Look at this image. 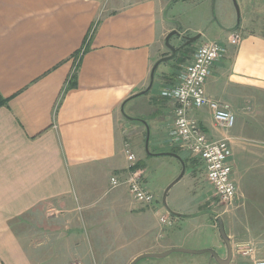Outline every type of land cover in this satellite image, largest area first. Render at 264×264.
I'll return each mask as SVG.
<instances>
[{"label":"crops","instance_id":"0c3cea01","mask_svg":"<svg viewBox=\"0 0 264 264\" xmlns=\"http://www.w3.org/2000/svg\"><path fill=\"white\" fill-rule=\"evenodd\" d=\"M172 2L0 0V264H104L110 255L114 264H130L141 254L177 248L149 239L130 249L134 239L115 234L113 228L111 234L105 230V206L96 207L109 197V206L141 217L153 206L135 201L127 184L110 186L111 176L124 180L128 175L129 162L122 164L127 161L124 147L128 144L134 154L127 138L135 136L137 125L143 126L144 140L149 128L154 146L166 147L165 152L178 148L169 138L174 103L160 92L167 82L163 75H173L179 63L158 65L151 89L134 96L149 86L154 61L168 56L162 48L165 36L176 31L182 37L164 24ZM233 30L240 34L235 44L227 40ZM197 31L199 42L189 44L192 52L177 60L190 63L202 43L224 45L225 53L211 65L204 89L209 98L228 104L236 120L223 131L215 127L207 107L189 110L204 109L198 118L188 115L209 139L230 138L238 187L234 206L247 201L249 207H262L260 177L243 172L239 186L232 140L264 137V34L233 23L215 24L208 35ZM186 40L174 48L180 50ZM136 97L142 98L129 106L133 118L125 117L122 109ZM144 114L149 127L136 119ZM191 163L187 160L186 165L192 174ZM134 166L149 190L142 165L135 161ZM263 220L250 209L246 222H258L252 234L264 236ZM169 221L159 225L170 226ZM161 234L157 231L155 237ZM253 243L247 244L256 252ZM206 254L211 264H219ZM226 256V251L224 257L219 255L222 260ZM233 257L232 251L227 264L235 263ZM249 263L251 259L235 264Z\"/></svg>","mask_w":264,"mask_h":264},{"label":"rangeland","instance_id":"374dc122","mask_svg":"<svg viewBox=\"0 0 264 264\" xmlns=\"http://www.w3.org/2000/svg\"><path fill=\"white\" fill-rule=\"evenodd\" d=\"M171 1L174 2L170 4L171 6L169 5L170 7L165 14L166 20H164V24L175 27L182 36L179 38L177 34L169 38V45L173 47H180L179 45L183 44L182 39L191 38L198 33V31L195 32L196 30L204 31L208 35V30L214 28L215 24H229V26L232 23L237 24V14L232 0ZM235 1L239 7V24L242 26V29L246 32L252 31L253 33L264 34V0ZM210 35L211 37L215 36L214 33ZM196 42L198 43L199 39ZM162 48L164 54H170L164 40ZM190 49H180L178 54L174 56L175 58L173 57V61H164L159 65L162 67L164 64L168 66V62H173L169 63L170 65L178 63L176 62L177 58L190 54L192 52H190ZM183 59L185 60V58ZM184 62L179 64L178 67L180 68ZM136 98L129 100L122 109V114L125 117L133 118V116H130L131 112H128V110L134 100L142 97ZM206 111L208 110L206 109ZM203 112H205L204 109L192 110L188 114L191 117L198 118ZM138 116L140 118L136 117V119L148 125L147 122L150 120H148L149 118L146 114ZM140 125H137L138 128L135 129V132H132L135 136L127 138V140L131 143L135 154V161H138L145 170L144 177L147 180L149 190L155 196V202L153 206L145 208L141 217H139L137 215L124 214L121 209L107 204L106 201L109 200V197L102 198L96 207L105 206L103 217L107 220V226L104 229L111 234L110 229L113 228L115 234L116 232L120 234L122 232V236L125 238L134 239L130 244V249L142 243L145 244L149 239H153L155 244H170L173 247L185 250L212 249L224 257L225 246L216 228V217H221L226 233L232 243L233 260L235 263L241 260L246 262V259H250L248 256L241 254L244 245L248 242H254L256 250L255 259L257 257L264 258V236L252 234L254 233L252 232L254 226L258 222H246L250 209L251 213L256 214L259 212L261 213V218H264V206L260 207V205L253 204L251 208L248 206L247 201L237 202L236 206L233 205L234 208H232L233 206L226 207L218 204L211 199L208 193L211 191V188L205 180L204 170L198 160L189 158L192 161L191 166L195 167V169H193L191 174L190 168L186 165L183 176L170 187L163 203V193L179 176L182 165L175 157L162 155L166 151V147L161 149L158 146H154L153 134H151L149 128L148 151H145V135ZM262 141L264 142V137L256 138V140H232L233 159L237 167L239 186L240 180H243L244 177L243 172L256 175L257 180L260 177L257 182L260 184L259 186L262 185V181L264 182V148L259 146V144H263ZM147 152L151 153V155H148ZM178 155L181 156L182 154L179 153ZM126 163L128 162L122 161V164ZM125 201H127L126 198ZM155 212H157L158 216ZM162 215H167L172 220V225L166 227L160 226L158 217ZM177 215H180V217H177ZM145 229L152 230V232L150 234L145 233ZM157 231L158 234L162 232L163 236L161 234V236L157 235L155 237ZM124 252H127V248H125ZM114 259L115 256L110 255L109 259L106 257L104 264H114ZM209 262L210 257L207 254L172 252L165 257L142 258L136 264H209Z\"/></svg>","mask_w":264,"mask_h":264},{"label":"built area","instance_id":"2783aa9c","mask_svg":"<svg viewBox=\"0 0 264 264\" xmlns=\"http://www.w3.org/2000/svg\"><path fill=\"white\" fill-rule=\"evenodd\" d=\"M239 39V33L232 32L227 40L235 44ZM224 53L225 47L222 43L212 41L200 44L193 50L192 61L178 69L176 84L163 87L160 95L173 100L174 103L173 126L169 132L172 143L180 151L202 162L206 182L211 188V198L218 204L231 207L234 205L238 187L233 179L230 138L223 136L218 140L209 139L198 122L188 115L192 108L207 107L217 129L227 131L234 126L236 118L229 105L209 98L204 89L211 65L220 60ZM124 155L130 164L128 175L124 180L111 176V188L122 183L127 184L129 194L135 201L154 203V194L141 183L142 171L133 169L135 155L128 144H125ZM158 220L160 224H170L165 215L160 216ZM241 254L250 257L253 264H264V260L255 259V251L249 244L244 245Z\"/></svg>","mask_w":264,"mask_h":264},{"label":"water","instance_id":"95a60500","mask_svg":"<svg viewBox=\"0 0 264 264\" xmlns=\"http://www.w3.org/2000/svg\"><path fill=\"white\" fill-rule=\"evenodd\" d=\"M233 2V5H234V8H235V11H236V14H237V23L239 22V7L236 3L235 0H232ZM178 34L176 31H171L169 32L166 36H165V39H164V43L165 45L168 47L169 51H170V55L168 56H164L162 58H160L158 61L155 62L154 66L152 67V71H151V74H150V83H149V86L143 90L142 92H140L139 94H136L134 96H138V95H142V94H145L147 91H149L152 87V82H153V73L155 71V69L157 68V66L164 62V61H167V60H170L172 59L178 48H174L173 46L169 45V38L173 35H176ZM201 36V33H198L196 34L195 36L191 37V38H188L184 45H189L191 43H194L196 42ZM133 96V97H134ZM147 128V127H146ZM148 138H149V132H148V128H147V134H146V139H145V150L148 151L147 149V143H148ZM162 155H168V156H172V157H175L176 159H178L181 163V173L179 174V176L165 189L164 193H163V203H164V200H165V196L168 192V190L170 189V187H172L184 174V171H185V165H184V162L183 160L181 159V157L175 153H172V152H164L162 153ZM216 222H217V227H218V232H219V236L222 240V242L224 243L225 247H226V253H227V256H226V259L225 260H222L219 255L212 249H202V250H185V249H181V248H173V249H169L163 253H145V254H141L139 256H137L130 264H136L139 260H141L142 258H148V257H153V258H159V257H164V256H167L169 255L170 253L172 252H183V253H189V254H206V253H209L211 254L212 257L215 258V260L219 263V264H227L229 262V260L231 259V256H232V246H231V242H230V238L229 236L227 235L226 233V230H225V226H224V223H223V220L221 217H216Z\"/></svg>","mask_w":264,"mask_h":264},{"label":"trees","instance_id":"16d2710c","mask_svg":"<svg viewBox=\"0 0 264 264\" xmlns=\"http://www.w3.org/2000/svg\"><path fill=\"white\" fill-rule=\"evenodd\" d=\"M191 48V45H184L183 47H181L180 49H185V50H189ZM179 51V50H178ZM190 51H191V49H190ZM186 52V51H185ZM164 55H166V54H164ZM163 55V56H164ZM183 60L184 59H181V60H177V62L180 64V63H182L183 62ZM178 69H179V67H177L176 68V70H175V72L173 73V75H168V76H166V75H163V77H164V80H167V82L165 83L166 85L165 86H173V85H175L176 84V82H177V72H178ZM164 97V96H163ZM164 98H167V97H164ZM180 149L179 148H171V150H169L170 152H172V153H175V154H179V153H181L182 155H183V157H182V155H181V158L183 159V161H184V163H185V165H186V163H187V160H189V157H190V155L189 154H184V153H182V151L180 152L179 151ZM191 158V157H190ZM137 167L136 166H133V169H136Z\"/></svg>","mask_w":264,"mask_h":264},{"label":"flooded vegetation","instance_id":"af4514ba","mask_svg":"<svg viewBox=\"0 0 264 264\" xmlns=\"http://www.w3.org/2000/svg\"><path fill=\"white\" fill-rule=\"evenodd\" d=\"M236 26H239V22L236 24ZM232 32H237V31L233 30V31H231V33H232ZM231 33H229V35H230ZM237 33H239V32H237ZM239 35H240V34H239ZM211 263H212V261L209 262V264H211Z\"/></svg>","mask_w":264,"mask_h":264}]
</instances>
